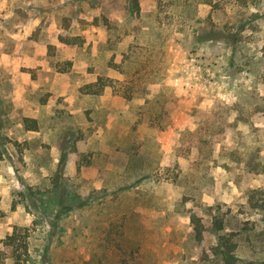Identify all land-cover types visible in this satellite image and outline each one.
Masks as SVG:
<instances>
[{
	"label": "rangeland",
	"instance_id": "rangeland-1",
	"mask_svg": "<svg viewBox=\"0 0 264 264\" xmlns=\"http://www.w3.org/2000/svg\"><path fill=\"white\" fill-rule=\"evenodd\" d=\"M135 6L0 0V264H215L190 215L217 208L236 264L263 259L264 0Z\"/></svg>",
	"mask_w": 264,
	"mask_h": 264
},
{
	"label": "trees",
	"instance_id": "trees-1",
	"mask_svg": "<svg viewBox=\"0 0 264 264\" xmlns=\"http://www.w3.org/2000/svg\"><path fill=\"white\" fill-rule=\"evenodd\" d=\"M135 7H137V0H135ZM67 41L68 39H62ZM71 44V43H70ZM107 86H112V79L107 78L106 80L101 79V77L98 78V80L90 84L88 88H96L94 91H89L87 94H93V95H101L104 88ZM127 97V96H126ZM128 98H130L128 96ZM26 121H31L29 119H25ZM66 156L62 153L61 157L59 159V165H60V172L63 170L65 164H66ZM89 164V162H88ZM81 167V164L77 163V170L79 171ZM219 208L216 209L215 214L212 216V221L210 226H206V224L203 222L202 217L195 211H192L190 218H191V224L194 231V236L196 241L202 242L205 238V233L210 230L215 236H216V243L210 248L209 253H204L203 259L207 262L215 264H236L237 257L235 255L238 243L236 237L238 236L237 233L234 232H227L226 231V225L224 222L223 217H220L219 215ZM264 231L258 233V239L264 240ZM12 235H10L8 238L12 239ZM210 254L214 257L212 261L210 260ZM257 264H264V257L263 259L258 262Z\"/></svg>",
	"mask_w": 264,
	"mask_h": 264
},
{
	"label": "crops",
	"instance_id": "crops-1",
	"mask_svg": "<svg viewBox=\"0 0 264 264\" xmlns=\"http://www.w3.org/2000/svg\"><path fill=\"white\" fill-rule=\"evenodd\" d=\"M99 104L98 108L100 109H107L108 107H117L119 102L122 100L121 97H119L116 94H113L112 89L107 86L104 88L102 94L99 96ZM85 103V102H84ZM83 101H79L78 103H72L69 105L70 114L73 116L74 120L76 121V124L79 127L82 126H88L89 122L88 118L86 116V110L87 107L84 105ZM111 118L108 116L109 121ZM106 129H109L111 127V124L108 122L105 124ZM94 135L98 136L100 135L99 130H96ZM66 174H76L78 172L77 170V164L74 158H70L68 162H66L65 168H64ZM81 172H84L86 170L85 167L81 169ZM96 174H98V170L96 169Z\"/></svg>",
	"mask_w": 264,
	"mask_h": 264
}]
</instances>
